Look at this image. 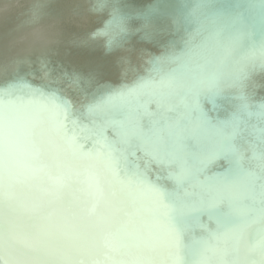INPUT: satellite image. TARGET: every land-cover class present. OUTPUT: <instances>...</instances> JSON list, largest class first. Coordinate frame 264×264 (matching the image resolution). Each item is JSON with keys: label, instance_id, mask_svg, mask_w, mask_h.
Segmentation results:
<instances>
[{"label": "bare ground", "instance_id": "obj_1", "mask_svg": "<svg viewBox=\"0 0 264 264\" xmlns=\"http://www.w3.org/2000/svg\"><path fill=\"white\" fill-rule=\"evenodd\" d=\"M141 1L144 0H130L128 3L123 0H92L93 4L88 5L75 0L73 5L81 16L71 21V27L64 32L68 37L76 38L66 49L57 48L56 55L41 53L37 59L30 51L24 59L11 57L9 70L0 64L1 74L10 78L7 82L0 80V113L24 116L28 122L27 129L20 133L11 123V132L7 136V150L19 147L25 156L20 161V168L13 167L4 181L5 195L0 198V216L7 232L15 231L16 226L24 227L25 248L19 249L16 242L5 237L10 244L4 251L5 257L50 261L52 264L161 261L158 257L162 247L167 249L163 260L185 264L177 248L180 245L204 264H233L230 259L241 263L248 253H253L250 258L256 264L262 259L258 254L264 248V212L254 213L253 206L245 208V205L256 202L259 208L264 203V195L257 190L245 191V195L230 190L232 203L218 225V238L213 239L196 225L195 230L190 224H181L178 220L183 217L180 212H171L168 198L158 200L155 199L156 194L147 193V188H152L148 169L130 168L124 157V151L131 154L133 150L137 154L142 151L139 143L143 136L138 123L150 115L158 118L159 113L166 109L165 100L175 93L174 81L184 79L182 72L198 74L199 79L186 81L185 85L198 101L207 104L206 96L211 91L228 95L229 90H238L252 96L259 88H264V10L260 7V0H145L147 4L143 11L157 18L154 23L137 16L138 11L134 7L141 6ZM153 3L157 6H152ZM65 8L59 3L52 8V13L57 17ZM240 9L246 13V18L238 16ZM117 15L123 20H118ZM90 16L94 20L93 25L87 26L88 32L80 34L72 29L74 25L86 24ZM96 22L101 23L100 28L95 27ZM175 28L180 29L181 37L174 34ZM7 32L10 33L9 30ZM2 33L1 29L0 35ZM151 39L156 41L155 45ZM124 43L136 46L139 54L133 56L120 50L118 46ZM190 44H194V48L182 46ZM163 46L170 50L169 57L157 54L158 48ZM154 50L156 58L161 59L144 63L145 54L152 56ZM191 56L192 59L188 58ZM3 58L0 53V61ZM132 61L137 63L135 67L131 65ZM165 61L169 66L161 67ZM39 63L41 66L37 72H29L26 68ZM127 64L132 69H127ZM140 65L148 70L147 74L136 72ZM94 67L102 68L109 75L108 79L118 81L120 87L110 89L102 80L88 73V68ZM210 74L211 79L208 77ZM28 76L32 80L29 81ZM127 77H130V82L121 86ZM67 78L78 80L83 88L68 89L62 83ZM246 79L250 80V86L243 87L240 82ZM32 84L41 86L42 90L34 89ZM87 90L107 95L108 101L74 106V99ZM29 92L38 97V104L33 107L36 119L26 117L32 107L27 100ZM60 96L69 100L74 106L72 109L81 110L74 116L79 126L78 135L72 128L60 133L73 139L75 149L85 154L80 161L86 171L84 173L74 172L68 167L70 149L67 144L57 147L50 141V133L59 132L58 123L63 118V112L55 110L51 100ZM175 102L178 106L193 105L192 101L180 96H176ZM171 116L167 126L175 132L176 121L181 122L185 118L175 114ZM106 118L111 120L110 126ZM143 124L153 129L150 122ZM208 133L219 142L231 141V136L216 130H208ZM143 135L146 139L169 137V141L172 137V134ZM192 136L189 129L184 130L181 143L185 144ZM44 139L48 144L43 142ZM251 148V145L244 146L240 160H230V164L243 174L256 171L264 175V150L251 154ZM145 152L151 161L156 160L150 150ZM177 155L178 150L168 146L166 161L175 172L181 167ZM208 158L214 163L216 156L210 154ZM250 159L258 161L251 163ZM119 163L125 167L123 174L116 175L114 166H119ZM99 164L103 169L96 167ZM208 173L205 170L201 175L211 180ZM113 177L121 178L123 191L111 182ZM130 190L136 192L133 203H123L121 194H128ZM187 190L195 201L202 198L197 186ZM205 200L208 204L214 202L213 198L205 197ZM139 207L145 210V222L135 219L134 213ZM156 210H163V215L157 217ZM7 213L13 216L11 221L6 220ZM175 216L181 224V234L170 233L169 226L175 222ZM157 219L161 227L151 226L150 221ZM250 224L254 228L251 231ZM233 229L236 231L229 244L227 231ZM37 233L43 235L44 241L36 240ZM73 248L81 254L79 258L84 257L81 261L72 260L70 251Z\"/></svg>", "mask_w": 264, "mask_h": 264}, {"label": "water", "instance_id": "obj_2", "mask_svg": "<svg viewBox=\"0 0 264 264\" xmlns=\"http://www.w3.org/2000/svg\"><path fill=\"white\" fill-rule=\"evenodd\" d=\"M75 0H0V30L2 29V34L0 35V53L4 57L0 61V64L6 69H11L10 58L26 57L28 51L32 52L34 57L37 59L41 53H56V49H66L76 38L68 37L64 32L70 26V22L78 19L81 13L73 5ZM80 2L86 3L88 5L93 4L92 0H78ZM124 2H130V0H123ZM65 6V11L55 17L52 13V8L58 4ZM146 1H141V6L134 7V10L138 11L139 17L146 19L148 22H156L157 18L154 15H150L143 11ZM152 4V3H151ZM152 6H157L153 5ZM246 13L240 9L238 16L241 18H246ZM118 16V20L122 21L123 17ZM94 20L93 16L88 18L86 24L82 23L77 26H72L77 33L83 34L88 32V25L92 24ZM95 27L100 28L101 23L96 22ZM133 27V26H129ZM10 31L7 32V31ZM139 31V30H138ZM133 31L137 34L144 35V32ZM176 36L181 37V31L178 28L173 30ZM134 33H132L134 35ZM8 35V36H7ZM152 43L155 45L156 41L151 39ZM183 48L192 47L194 44L188 46L182 45ZM118 48L122 51H127L133 56L139 54L136 46L130 43H124L119 45ZM194 48V47H192ZM154 55L149 56L145 54V62L149 64L151 61H157L161 58H156L155 50ZM157 54L163 57L170 56V50L165 46L159 47ZM56 55V54H55ZM154 57V59H152ZM192 59L191 57H188ZM136 62L132 61L131 65L136 66ZM200 64V62L198 63ZM114 65V63H113ZM130 64L126 65L127 69H132ZM41 64L28 65L26 68L29 72H37ZM161 67L169 66V62L165 61L160 64ZM261 66V65H258ZM87 68V67H86ZM74 72H77L75 70ZM136 72L147 74L146 70L141 65L136 67ZM88 73L95 75L98 79L102 80L104 84L110 89H118L120 87L118 81L108 79V74L100 68H88ZM137 73V75H141ZM184 79H176L173 84V89L175 93L168 96L165 100V110L160 112L158 118H152L150 115L148 118H144L138 123L139 131L142 133L143 138L137 142L135 149L140 144V152L132 151L131 154L128 151H124V157L129 161L128 166L133 167H144L147 168L148 181L150 182L151 189L147 188V193L156 194L155 199L162 200L164 197L168 198L167 202L169 204L171 212L176 214L180 212L182 219L178 221L181 224H190L195 230L196 225L201 228L206 236L213 237L217 239V231H219V224L225 215L227 207L232 203L230 190L244 194L245 191L257 190L256 192L260 195H264V175L256 171H249L248 173H241L240 171L233 169L230 160L239 161L242 155V149L246 145H251L253 148L251 154L255 151L264 150V88H259L255 91L252 96H249L246 92L228 91V95H222L211 91L207 94V103L198 101L191 90L187 88L186 81L199 79L198 74L194 71H185L181 73ZM211 79V74L208 76ZM127 77L121 86H125L130 80ZM214 77L213 79H215ZM27 79L30 81L32 77L28 76ZM0 80L5 82L9 81L10 78L0 72ZM130 82V81H129ZM202 82V80L200 81ZM30 84V82H27ZM63 84L68 86V89L78 88L81 90L83 87L78 82V80L67 78L62 81ZM243 87L250 86V80L240 82ZM34 89L42 90L41 86L36 84L31 85ZM66 96V95H65ZM65 96H60L56 99L52 98L51 105L55 110H60L63 112V118L58 123L59 132L50 133V141L57 147L64 146L67 144L70 149L68 167L74 172H86L82 168V161L85 158L83 152H79L75 149L73 145V139L66 138L60 132L72 128L76 135H78L77 130L79 129L74 116L81 112L80 109H72L74 106L90 105V103H99L108 101V97L105 94H95L88 90L86 93H81L72 102V105ZM176 96L183 97L185 100L193 102L192 106L176 105ZM27 100L29 105L32 106L28 109L26 117L36 119L35 110L38 104V97L29 92L27 95ZM7 114V112H6ZM171 114L177 116H182L185 119L181 122L176 121L175 132H171L168 129L167 124L172 119ZM6 116L11 117V123L14 126V130L17 132H23L27 129L28 122L24 116H18L8 113ZM54 116V115H53ZM55 117V116H54ZM153 125V129H149L144 126V123H149ZM107 124L111 125V120L106 118ZM151 125V126H152ZM155 125V126H154ZM190 130L192 132V138L187 140L186 143H181L180 137L184 130ZM208 130H216L224 135L231 136V141L219 142L214 136L208 133ZM143 133L152 134H172L171 140L169 137L161 138L159 136H153L150 139H146ZM87 139L89 142L91 140ZM23 144V141H18ZM44 143L48 144L46 139L43 140ZM234 142V144H233ZM251 143V144H249ZM8 139L6 138L5 148H4V164H3V181L8 177L9 171L13 167L20 168V161L23 160L25 156L19 147H10L7 150ZM132 146V145H130ZM142 146V147H141ZM168 146H172L174 149L178 150L177 160L181 163L179 171H174L173 167H170L166 161L168 155ZM146 150H150L154 154L156 159L154 162L151 161L146 155ZM215 154L216 159L214 163L209 160V155ZM188 156V157H186ZM185 160H183V158ZM251 163L258 160L250 159ZM154 163V164H153ZM248 165V164H247ZM99 170L101 165L96 166ZM104 167V164H103ZM125 166H114L116 175L123 174L122 170ZM157 169L155 170V168ZM208 171L209 178L202 176L204 171ZM119 177H113L111 182L114 183L117 189L120 191L124 190L122 180ZM13 182V181H12ZM6 182H4L5 184ZM244 183V186H242ZM192 186H197L199 194L202 197L200 200L195 201V199L189 194L187 189ZM247 186L248 189H245ZM251 186H255L252 188ZM147 187V186H146ZM229 189V190H228ZM135 190H130L128 194H121V201L123 203H133L135 198ZM245 195V194H244ZM170 196V197H169ZM172 197V198H171ZM207 198H213V203H207L205 200ZM246 196V200H247ZM21 202V200H20ZM254 208L253 212L258 213L264 212V203L256 207L255 204L245 205L246 207ZM29 213V210H27ZM157 217L163 215V210H156ZM135 219L138 221L145 222V210L139 207L135 211ZM7 221H11L13 216L8 215ZM178 219V218H177ZM175 216V222L169 226L171 234H181V224L177 222ZM15 222L19 220L15 219ZM239 222V221H238ZM20 224V223H19ZM151 226L161 227L159 225L158 219L150 221ZM10 230L11 227L9 228ZM15 231L7 232V227L5 224V237L11 238L15 243L16 247L19 249H24V227H15ZM253 225L250 224L249 231L253 230ZM192 231V230H191ZM236 229L227 231V239L229 244L232 243L233 234H235ZM189 238V237H187ZM36 240L38 242L44 241L43 235L40 233L36 234ZM190 240V239H188ZM180 253H182V258L185 264H204L203 262H198L189 252H187L180 245L177 246ZM166 248L160 247L159 259L163 260ZM249 254V255H248ZM247 258L242 260L241 263L235 262V260L230 259L233 264H256L250 257L253 253H248ZM4 255V253H3ZM70 255L76 261H81L83 256L80 257V253L77 248H73L70 251ZM261 255V254H258ZM79 258V260L77 259ZM71 259V258H70ZM75 261V260H74ZM75 261V262H76ZM2 264V260H0ZM218 264V262H216Z\"/></svg>", "mask_w": 264, "mask_h": 264}, {"label": "snow or ice", "instance_id": "obj_3", "mask_svg": "<svg viewBox=\"0 0 264 264\" xmlns=\"http://www.w3.org/2000/svg\"><path fill=\"white\" fill-rule=\"evenodd\" d=\"M260 7L264 10V0H260ZM11 132V117L0 113V198L4 193V181H3V164H4V148L7 136ZM2 202V200H0ZM10 247V244L5 239V223L3 217L0 216V260L2 264H52L50 261L28 260L19 258H8L3 255L5 249ZM262 259L259 264H264V248L261 249ZM94 264H100V262H94ZM111 264H181V262L170 261H141V260H114Z\"/></svg>", "mask_w": 264, "mask_h": 264}]
</instances>
